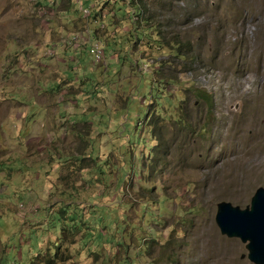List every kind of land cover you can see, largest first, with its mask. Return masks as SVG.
I'll use <instances>...</instances> for the list:
<instances>
[{"label": "rangeland", "instance_id": "374dc122", "mask_svg": "<svg viewBox=\"0 0 264 264\" xmlns=\"http://www.w3.org/2000/svg\"><path fill=\"white\" fill-rule=\"evenodd\" d=\"M80 1L0 0V264H253L264 0Z\"/></svg>", "mask_w": 264, "mask_h": 264}, {"label": "water", "instance_id": "95a60500", "mask_svg": "<svg viewBox=\"0 0 264 264\" xmlns=\"http://www.w3.org/2000/svg\"><path fill=\"white\" fill-rule=\"evenodd\" d=\"M214 222L227 238L244 243L246 257L253 264H264V188L258 186L243 208L221 200L215 204Z\"/></svg>", "mask_w": 264, "mask_h": 264}, {"label": "trees", "instance_id": "16d2710c", "mask_svg": "<svg viewBox=\"0 0 264 264\" xmlns=\"http://www.w3.org/2000/svg\"><path fill=\"white\" fill-rule=\"evenodd\" d=\"M126 2H127V5L128 6H126L127 8H128V10H127V8H126V12L128 11V13H129V15H130V18H131V14H130V10H129V7H133V5H134V0H126ZM134 8V7H133ZM135 9V8H134ZM141 9H139L138 7L135 9V10H133L134 12H136V16L138 15V14H141V11H140ZM196 96H198L199 98H202V99H206L207 100V97L205 96V95H203V94H200V93H197L196 94ZM152 132V131H151ZM68 205V204H67ZM56 214H57V217L61 220V221H63V222H66V220L67 219H65V216L66 215H68V221H67V224H69L70 226H76V228H78V226L80 225V222H81V220H82V218H81V216H82V212H81V210L79 209V208H77V204L75 203H73L72 204V207H70V206H65V207H63V206H61V207H59L58 208V210H57V212H55ZM76 213H78V214H80V219L78 220V217H77V214ZM84 221V220H83ZM105 225V224H104ZM36 256H33V257H31V259L29 260V263L28 264H30L31 263V261H32V258H35Z\"/></svg>", "mask_w": 264, "mask_h": 264}, {"label": "built area", "instance_id": "2783aa9c", "mask_svg": "<svg viewBox=\"0 0 264 264\" xmlns=\"http://www.w3.org/2000/svg\"><path fill=\"white\" fill-rule=\"evenodd\" d=\"M78 2H79V9H80V11L82 10L83 11V9H82V7H81V1L80 0H78ZM131 12H130V14H131V18L132 19H135L136 18V15H135V12L133 11V10H130ZM84 12V11H83ZM134 13V14H133ZM135 15V16H134ZM72 37H74V35H71L67 40H66V43H72V41H73V39H72ZM88 41V40H87ZM86 43V42H85ZM89 53L90 54H92L93 56H94V58L96 59V60H99L100 59V57H101V55H102V50L98 47V45H96V44H93L92 46H90V48H89Z\"/></svg>", "mask_w": 264, "mask_h": 264}, {"label": "bare ground", "instance_id": "6f19581e", "mask_svg": "<svg viewBox=\"0 0 264 264\" xmlns=\"http://www.w3.org/2000/svg\"><path fill=\"white\" fill-rule=\"evenodd\" d=\"M246 1H247V0H246ZM239 3H241V2L239 1ZM255 3H256V2H253V0H252V1H249L248 3H245V4H244V7L247 6V7L249 8V6H250V8H251V4L254 5V7H255ZM233 4H234V3H233ZM241 6H243V4H242ZM236 7H237V6H236ZM239 7H240V6H239ZM244 7H243V8H244ZM232 9H233V7H232ZM257 11H258V10H257ZM263 14H264V13H263ZM262 23H263V22H262ZM258 24H259V23H258ZM258 24H257V25H258ZM263 40H264V39H263ZM253 42H254V41H253ZM255 43H257V41H256ZM259 43H260V42H259ZM257 45H258V44H257ZM261 45H262V44H261ZM261 45H260V46H261ZM251 46H252V45H250V50H249L248 53H247V61H253V59H258V55H257V56H256V55H253V53H255V51L258 49L259 46H258V47L255 46L254 48H252ZM253 50H255V51L253 52ZM250 63H251V62H250ZM257 110H258V109H257ZM262 133L264 134V127L262 128ZM263 134H262V135H263ZM262 137H263V136H262Z\"/></svg>", "mask_w": 264, "mask_h": 264}]
</instances>
